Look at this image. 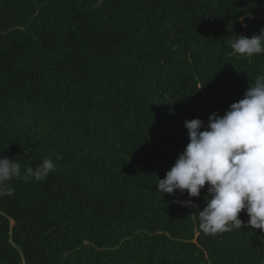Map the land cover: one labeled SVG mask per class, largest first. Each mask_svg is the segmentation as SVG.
Returning a JSON list of instances; mask_svg holds the SVG:
<instances>
[{"label": "trees", "instance_id": "obj_1", "mask_svg": "<svg viewBox=\"0 0 264 264\" xmlns=\"http://www.w3.org/2000/svg\"><path fill=\"white\" fill-rule=\"evenodd\" d=\"M261 29L264 0H0V157L57 164L0 197V264H264L259 229L200 230L207 184L156 191L264 75L230 47Z\"/></svg>", "mask_w": 264, "mask_h": 264}, {"label": "clouds", "instance_id": "obj_2", "mask_svg": "<svg viewBox=\"0 0 264 264\" xmlns=\"http://www.w3.org/2000/svg\"><path fill=\"white\" fill-rule=\"evenodd\" d=\"M100 3L97 0V6ZM243 21L241 17L246 27ZM230 47L235 54L249 58L264 54V29L251 37L234 35ZM183 126L189 142L164 178H157L156 191L169 196L186 191L189 199L174 203L196 208L191 198L199 197L207 184L209 199L199 211L200 230L214 235L250 227L264 236V75L257 76L243 98L222 116L213 112L207 124L192 119ZM56 169L49 158L35 169L22 171L18 162L0 157V197L14 193L13 180L31 177L42 181ZM241 212L247 215L246 222L238 219Z\"/></svg>", "mask_w": 264, "mask_h": 264}]
</instances>
